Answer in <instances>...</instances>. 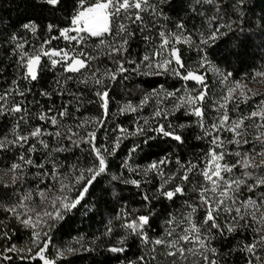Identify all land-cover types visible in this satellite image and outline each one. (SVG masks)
<instances>
[{"label": "snow or ice", "instance_id": "obj_1", "mask_svg": "<svg viewBox=\"0 0 264 264\" xmlns=\"http://www.w3.org/2000/svg\"><path fill=\"white\" fill-rule=\"evenodd\" d=\"M250 5L251 0H24V11L15 22L18 27L4 41L11 49L17 75L0 93V118H6L4 123L9 127L0 136V185L4 191L0 210L6 217L0 219V240L8 241L0 247V264H15L17 260L20 264L25 260L32 264H74L77 254L95 251L101 236L114 234L115 244L107 247L110 253L126 254L139 244V255L133 253L135 259L125 255L119 264H221L217 248L211 246L218 236L242 237L224 253L223 264H229L228 256L236 252L243 254L240 264H264V99L252 111H240L235 118L230 117V111L237 110L226 108L230 100L247 101L248 92L261 95L246 89L240 80L230 86L234 73L227 70L229 57L235 54L230 49L241 43H226L228 37L237 30L245 38L257 34L249 16ZM258 20V31L264 37V14ZM161 21L171 22L172 27ZM137 28L143 54L132 51ZM28 34L39 36V45L34 41L26 47ZM59 38L65 47H52L51 42ZM92 38L98 39L96 55L87 51ZM179 44L195 51L197 67L220 77L222 94L211 100L217 116L210 123H205V108L214 85L210 87L206 77L191 69L185 71ZM221 45H225L223 50ZM100 55L113 66L90 70ZM42 56L49 64L42 63ZM58 65L70 75L63 77V84L56 81L57 90H39V96L51 103L41 104L35 95L28 100L32 83L38 84L42 72L56 71ZM129 72L144 77L172 76L195 85L191 90L173 87L168 91L164 84H150L142 90L138 103L117 100L113 112L112 93L117 84L130 78ZM257 76L264 77V71L253 73V78ZM21 81L29 87L22 89ZM69 81L75 82L74 91L68 90ZM65 94L70 98L67 101ZM54 97L59 98V104ZM168 98L175 99L171 107L166 106ZM86 105L95 106L97 115H78ZM146 106L152 107L151 114L138 116L128 128L118 121L109 123L117 115L137 114ZM181 111L189 124L181 122ZM33 117L42 123L32 124ZM191 124L202 133L195 139L207 140L210 145L196 162L183 159L187 143L183 130ZM222 131L231 133V138L222 139ZM129 137H134L131 146L120 163L114 164ZM160 144L166 145L160 149L162 154L151 153L156 159L142 171L139 165L132 166L137 154L147 156L145 149ZM37 152L42 156L39 161L34 158ZM69 156L76 159L69 162ZM152 172L164 179L159 186L153 183L149 194L144 185ZM133 173L142 175L143 181L133 178ZM193 175L202 177L203 183H193L189 190L187 183ZM26 184L30 187L25 188ZM130 186L139 191L133 193ZM186 190L198 192L199 203H190L193 198L189 197L181 210L168 211L162 206L166 213L163 231L150 235L152 221L160 215L155 203L168 200L174 204ZM34 196L39 197V210ZM135 196L140 197V209L130 213L124 205L114 211L121 201ZM198 208L205 209L199 223L194 218ZM82 209L90 214L89 219L107 212L105 231L88 245L78 241L79 247L51 249L55 233L70 214ZM12 228L30 231L27 246L11 243ZM232 261L235 264L234 256Z\"/></svg>", "mask_w": 264, "mask_h": 264}, {"label": "trees", "instance_id": "obj_2", "mask_svg": "<svg viewBox=\"0 0 264 264\" xmlns=\"http://www.w3.org/2000/svg\"><path fill=\"white\" fill-rule=\"evenodd\" d=\"M251 11L249 12V16L253 21V26L257 28V34L253 37L245 38L244 36L240 35L239 30L235 31L233 35H230L228 37V42L232 41H240V46L238 48H232L230 49L234 55L229 57V67L228 71H232L234 73V76L231 78V80L236 81L240 80L242 81V84H245L246 86H251V89L253 92H258L261 95H253L251 92H248V99L245 100H239V102H232L230 101L227 109H236L237 111L232 112L230 111V117L235 118L238 112L242 111L244 113H248L255 109L258 105L261 99H264V94L262 93L261 86H262V78L263 77H255L253 78V73L264 71V43H262V40H264V37H262L258 31L259 29V23L258 17H260L262 14H264V0H251ZM24 11V0H0V93H2L5 88H7L11 80L16 77L17 72L14 67V58L11 54V49L8 47V44H6L4 41L7 38V36L13 32L18 25L15 23L20 15ZM145 22H148V17L145 15ZM161 23L164 24L165 27L171 28V22H164L161 21ZM135 27V25H133ZM247 30V27L245 28ZM137 31V38L132 42V51L133 53L140 52L143 54L144 51V44L143 41L139 38V29H136ZM146 34L148 35H155L154 33L150 31H146ZM42 35V34H41ZM111 35H107V39L110 41L112 40ZM25 39L28 40L29 45L26 47H30L32 43L35 41L37 45L40 43V37H32L31 34H28ZM158 40V37H157ZM98 44L97 38H92L89 41L87 51L91 55H96L99 52V49L96 48V45ZM52 47H65V41L62 38H59L57 40H54L51 42ZM177 47L183 51V62L185 63V71H187L188 68L192 67V63L196 62V64L193 66L195 68V72H198L200 74H204V77H206V83L209 84V86L213 84H219L218 81L216 82L214 80L213 82V76L210 73H207L205 69H200L197 67V60L198 57L196 56L195 51H189L186 45L179 44ZM225 45H221V50H223ZM179 54V52H178ZM42 63L49 64L47 57L42 56L41 57ZM112 62L107 59L106 56L100 55L98 61L92 63V68L90 70H94L96 67H101L102 69L104 67H112ZM196 66V67H195ZM223 67V65H221ZM70 75L69 73H64L63 69L60 66H57L56 71H50L45 70L41 73V78L39 83L33 82L31 85L32 91L28 93V100L32 99V96L35 95L38 100L41 101V104H49L51 101L47 99V97H40L39 96V90L41 88L47 89L49 91L57 90L56 89V81L59 79L61 83L63 84V77ZM129 79L128 80H122L119 84H117L115 91L112 93L114 100H113V107L112 110L115 112L116 110V101L121 100L127 101L129 99H133L135 103L139 102V99L142 95V90L145 88H148L151 84L152 86L158 87L159 84H164L165 88L168 91H171L174 88L180 89L185 84H188L190 86L194 85V81H183L180 80L177 77L169 76L165 78L164 76H150V77H144V76H137L131 72L128 73ZM156 82V83H154ZM22 89L29 87L28 83L25 81H21ZM83 87V86H81ZM67 88L69 91H74L76 88V84L74 81H69L67 84ZM150 90V89H149ZM129 93L131 95H129ZM19 97L17 100L19 101ZM55 103L59 104L60 100L58 97H54ZM64 99L67 101L70 99L67 94H65ZM173 104V103H172ZM171 104V105H172ZM171 105L169 107H171ZM28 108L35 112L36 108H33L31 104L28 105ZM72 111H74V107L72 108ZM152 112V107L146 106L144 110L138 112L137 114H133L131 112H126L123 115H117L112 120H109V123H112L114 125V122L118 121L122 124V126L128 128L134 120L138 119V116H149ZM80 116L88 115L93 116L97 115V110L95 106H87L85 108H82L80 113H78ZM178 115L181 117V122L185 124H189V118L184 116L183 111L178 113ZM207 118V117H206ZM6 118H0V136H3L5 133L9 131V127L5 125L4 120ZM191 120L194 121L195 118L191 117ZM70 122V121H68ZM142 123V121H140ZM32 124H38L42 123L38 121L35 117L31 120ZM23 127V126H22ZM25 130H31L30 128H26ZM184 137L186 138V146L183 150L185 155L183 157L184 161L192 160L193 162H196L195 158L197 156H200L202 159L203 153L207 151V148L209 147L207 140H201L197 141L195 139L196 135H202L199 128L195 124H191L190 127H186L183 130ZM231 135V133H228ZM101 136H103V133H101ZM134 139V137H129L128 140H125L119 151V155H117L113 163L119 164L120 161L123 159V157L127 153V148L131 146V141ZM165 144H160L159 147H153L151 149H145V152L148 153L147 156H145L144 153H139L136 155V157L133 158L132 166L134 168L137 167V165L140 166L138 170L142 171V168L152 160L156 159V156L151 155V153H160V149L165 148ZM234 147V146H231ZM85 150L87 151V146H85ZM162 154V153H160ZM65 155V154H62ZM79 155V153H78ZM34 158L39 161L42 159V156L39 152H37L34 155ZM76 159V157L69 156V162H72ZM232 162L234 163V158L232 159ZM175 163V157H173V164ZM2 166V165H0ZM175 167L172 169V171H175ZM32 171H35V169H32ZM126 171V170H125ZM168 169L165 168V172L167 173ZM182 174V173H181ZM133 178H139L143 181V176L137 177L135 173H133ZM149 183L144 185V188L151 194L153 190V183L155 186H159V184L164 179L163 177H157V174L155 172L150 173V176L148 177ZM50 183V181H49ZM193 183H203L202 177H197L196 175H193L192 180L187 183V189H192ZM27 186V184L25 185ZM24 186V187H25ZM131 187V190L133 193L139 191L135 187ZM125 196H128L127 190L125 191ZM189 197H192V200H189V202H193V200L198 204V192L194 193L191 191L186 190L184 193L183 198H177L175 203H171L168 200H163L161 203H155V208L160 213L159 216H156L151 224V232L150 235H159L164 228V218L166 213L162 211V206L166 207L168 211H174V210H181V206L184 204L185 200H188ZM4 198V191L2 188V185H0V199ZM91 200V198H89ZM127 206V210L131 213L133 209H140L141 203H140V197L135 196L133 198H128L124 201L120 202V205H117L114 211H119L121 206ZM205 209L204 208H198L197 213L195 215V219L197 220V223L202 221L203 214ZM90 214L84 211L83 209L81 211H77L75 215L70 214V218L67 220V223H64L63 227L60 229V231L56 232L53 241L51 244V249H54L56 247H64V246H74L79 247V243H84L85 245H88L92 239L95 236H100L105 231V225L107 224V220L109 219V214L107 212H102L101 214H98L96 216H92L89 219ZM0 219H6L4 213L2 210H0ZM103 220V222H102ZM12 224H16L15 220L11 221ZM12 235H11V243L16 244L18 247L21 246H27V244L30 241V231H26L24 229H17L12 228L10 229ZM118 231V229L116 230ZM83 237V240L80 238ZM116 235L114 234L112 237H103L101 236V239L97 241V245L95 246V251H93L90 255L88 253H80L77 254L75 257H73L74 264H119V260H124L125 255L128 259H135L133 253H136V255H139V244L133 245L130 249L127 250V253H120V254H113L107 251V247L109 243L115 244L116 242ZM242 237L237 236L236 239H228L225 237H217L216 241L212 242V247H216L218 250V261L223 264L224 259V253L231 249L232 247H235L240 239ZM251 237L249 236V240ZM5 243H8L7 240H0V247H3ZM129 243H132L131 240ZM211 254H209L210 256ZM243 255L240 252L232 253L228 256L229 264H233L232 257H235V264H240V257ZM119 259H116L114 257H117ZM15 264H20L19 260L15 262ZM23 264H32L31 261L25 260Z\"/></svg>", "mask_w": 264, "mask_h": 264}, {"label": "rangeland", "instance_id": "obj_3", "mask_svg": "<svg viewBox=\"0 0 264 264\" xmlns=\"http://www.w3.org/2000/svg\"><path fill=\"white\" fill-rule=\"evenodd\" d=\"M105 35H107V34H105ZM195 64H196V62H193V63L191 64L192 67H190V68H188V69H191V70H193L194 72L197 71V70H195V68H193V66H194ZM58 66H59V65H58ZM195 67H196V66H195ZM188 69H187V70H188ZM205 71H206L207 73H210V74L213 76V82H214V80L217 82V81L220 79V77H217L216 75H214L212 71L207 70V69H205ZM195 74L204 76V74H200V73H198V72H195ZM205 82H206V81H205ZM232 82H234V81L231 80V81L229 82L230 86H231V83H232ZM193 83H194V85H195V82H193ZM194 85H193V86H194ZM213 85H214V88L212 89V91H210V92L208 93V97H209V99H208V101H206V108H205L206 117H207V118L205 117V123H206V124H207V123H210L211 121H213V120L215 119V117L217 116V112L214 111V110L211 108V100H212V99H217V100H218L219 97H220V95L222 94V86H221L220 84H213ZM213 85H211L210 87H212ZM193 86H190V85H188V84H185L182 88L187 87L189 90H191ZM243 86H244L246 89H251V86H246L245 84H243ZM180 89H181V88H180ZM260 90H261L262 93L264 94V77L262 78V86H261V89H260ZM238 92H239V89H237V93H236L237 95H238ZM214 93H215V95H214ZM181 94H182V93H181ZM239 100H242V99H239ZM230 101H232V102H236V101H234V100H230ZM230 101H229V102H230ZM229 102L227 103L226 108H227ZM172 103H175V99H174V98H168L166 106L169 107ZM152 105H153V107L155 106V100L152 101ZM221 111H223V110H221ZM194 118H195V117H194ZM195 119H196V118H195ZM228 133H229V132H227V131H222V132L220 133L222 139H224L225 141L231 138V135L228 134ZM208 145H209V144H208ZM209 146H210V145H209ZM27 187H30V185L25 186V188H27ZM34 200H35V206L37 207V210H39V206H40V200H39V197H38V196H34Z\"/></svg>", "mask_w": 264, "mask_h": 264}]
</instances>
